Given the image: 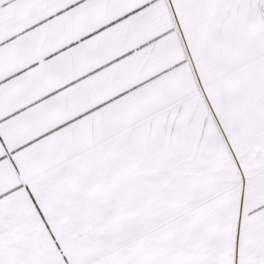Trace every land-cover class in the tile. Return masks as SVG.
I'll use <instances>...</instances> for the list:
<instances>
[{
  "label": "snow or ice",
  "instance_id": "obj_1",
  "mask_svg": "<svg viewBox=\"0 0 264 264\" xmlns=\"http://www.w3.org/2000/svg\"><path fill=\"white\" fill-rule=\"evenodd\" d=\"M0 264H264V0H0Z\"/></svg>",
  "mask_w": 264,
  "mask_h": 264
}]
</instances>
